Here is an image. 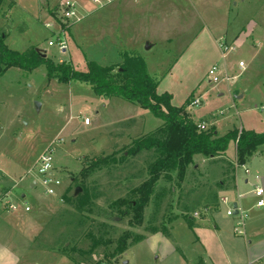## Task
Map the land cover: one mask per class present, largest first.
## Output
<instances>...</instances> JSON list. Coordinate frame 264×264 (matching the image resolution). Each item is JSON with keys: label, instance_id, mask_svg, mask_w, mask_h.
<instances>
[{"label": "rangeland", "instance_id": "1", "mask_svg": "<svg viewBox=\"0 0 264 264\" xmlns=\"http://www.w3.org/2000/svg\"><path fill=\"white\" fill-rule=\"evenodd\" d=\"M60 1L3 0L0 30L6 33V46L20 52L41 49L53 62L69 63L78 71H85L90 60L100 65L118 64L122 53L138 54L159 81L158 92L172 95V104L185 105L189 96L188 103L202 94L200 104L186 105V110L194 120L205 119L206 129L213 126L217 136L242 128L264 131V49L253 56L257 47L250 34L232 43L242 28L254 29L259 24L264 32V0H152L149 4L116 0L103 7L80 0L87 3L83 11L74 0L80 19L65 24L64 51L57 36L44 26ZM256 29V33L260 31ZM220 34L234 44L224 58L218 44ZM239 61L245 64L242 71ZM216 62L228 75L239 74L234 83L225 79L212 86L208 83L206 73ZM84 117L90 124L84 123ZM160 124L149 110L121 97L96 95L85 82L48 79L44 64L31 71L11 67L0 75V184L3 177H9L8 170L16 168L9 183H17L31 204L22 217L27 230L23 232L34 242L31 250L20 254V264H93L98 260L111 264H193L191 260L203 251L196 237L201 239L214 227L208 216L203 219L201 215L205 202L218 190V197L221 195L216 188L221 180L228 183L234 177L244 194V210L248 208L255 201L251 190L256 184L264 185V146L257 148L244 166L236 162L233 140L221 157L195 154L197 167L195 161L189 164L182 179L176 172L170 179L161 175L140 221L131 209L125 215L108 211L109 202L116 198H135L131 189L148 177L155 156L142 151L120 160L123 150L134 137ZM129 133L133 137H127ZM117 147L115 161L85 174L87 161L109 155ZM49 148L53 173L60 179L54 194L44 192L37 173L39 157ZM33 181L36 185L31 188ZM79 184L88 190L91 201L74 216L70 215L76 211L74 206L61 197L74 196ZM10 185L5 183L7 188ZM228 191L229 197L235 195L234 189ZM207 206L213 209V205ZM226 209L219 200L214 220L244 241L243 234L233 228L240 216H228ZM246 211L249 220L254 214ZM194 212L199 217H194L193 224L186 216ZM66 236L65 244L71 247L67 251L62 248ZM122 236L128 237V247L112 257ZM96 238L100 243L90 249ZM20 242L17 248L23 252Z\"/></svg>", "mask_w": 264, "mask_h": 264}, {"label": "trees", "instance_id": "2", "mask_svg": "<svg viewBox=\"0 0 264 264\" xmlns=\"http://www.w3.org/2000/svg\"><path fill=\"white\" fill-rule=\"evenodd\" d=\"M2 1L0 0V6ZM5 37L6 33L0 30V75L11 67L31 71L44 64L48 79L60 83L85 82L96 95L121 97L149 110L161 120V124L153 131L133 138L123 150L120 160H126L131 155H137L142 151L153 152L155 156L148 167V177L131 189L135 198H116L109 202L108 211H117V213L125 215L129 214L131 209L135 213L136 220L140 221L142 210L148 203L153 187L161 175L170 179L171 175L176 172L177 176L182 179L187 166L193 162L195 154H201L205 158L221 156L225 153L228 143L233 140L236 148V161L239 164H244L257 148L264 146V131L256 132L252 129L242 128L239 131L232 130L223 136H217L213 126L207 129L198 128L197 123L186 110L190 96L186 99L185 105L176 106L171 102V94L168 92L157 93L159 81L148 72L144 59L138 54L124 52L122 53L123 60L118 64L100 65L90 60L87 61L85 71H78L69 63L53 62L50 58L42 55L41 49L35 47L22 52L10 49L4 42ZM118 153L117 150L109 155L87 161L85 166L89 169L85 174L102 168V165L108 164L112 159L115 161ZM77 186L82 190L78 195L63 194L61 197L65 203L74 206L76 211L70 213L74 216H78L77 213L84 211L86 205L91 201L85 186L83 184ZM73 199H75L74 203ZM186 217L191 222L193 221V218ZM64 239L62 248L67 251L71 247L69 248L65 244L67 236ZM127 239V236L121 237L112 257L127 249ZM100 241L99 238H96L90 249H93ZM93 264H111V262L98 260Z\"/></svg>", "mask_w": 264, "mask_h": 264}, {"label": "crops", "instance_id": "3", "mask_svg": "<svg viewBox=\"0 0 264 264\" xmlns=\"http://www.w3.org/2000/svg\"><path fill=\"white\" fill-rule=\"evenodd\" d=\"M90 1H92V0H90ZM113 1H116V0H110V2L105 4L104 6L109 5L110 3H113ZM143 1H145L146 4H149V2L152 0H142L139 2H143ZM77 2L79 5V8L82 7L81 10L83 11L84 7H85V5H87V3L85 4L83 1H80V0H77ZM95 6L96 7H103V6H98L96 4H95ZM72 24H74V23H72ZM72 24H70V25H72ZM255 27L256 28L259 27L260 31H257V33H256L255 32L257 30L256 28L252 29L251 27H249V28L245 27V28H242V30L236 36H234L232 38L233 39L232 43H234L236 40L242 41V40H244V38L249 37L247 34H250V36L253 35V39L255 38L253 41L254 47H257L256 52L253 55L254 57L256 55H258L259 53H261L262 49H264V32H261V27L259 24H258V26L255 25ZM187 29L189 32L191 30V27H189ZM226 33L227 32H224V33H222V35L226 34ZM254 33H256V37H255ZM222 35L220 34V35H218V37L223 38ZM240 36H241V38L243 36L244 37L242 39H240ZM212 37L214 39L217 38V36H212ZM194 41H195V37L193 38V40L189 41L187 46L191 45V43H193ZM226 43H228V42H226ZM232 45H234V44H232ZM45 56H46V53H45ZM214 64H219V63L216 62ZM221 68H222V72L226 73L222 65H221ZM232 83H234V82H232ZM232 83H230V84H232ZM210 85L212 86V84H210ZM158 88H159V85L157 86V93H160V92H158ZM161 93H163V92H161ZM197 96H199L201 98L202 94L200 93ZM171 102H172V100H171ZM134 121L136 122L135 118L133 119V123H134ZM194 121L197 124L203 123V124H205V126L208 125V122L205 119H198V120H194ZM141 133L143 134V132H141ZM146 133H148V132H146ZM127 137L130 138L133 136H131V134L129 133V134H127ZM125 144H127V143H124V145ZM117 150H118V147L114 151H117ZM221 156H217V157H221ZM193 161H195L194 158H193ZM202 161L203 160H201V162ZM195 163L197 164L196 161H195ZM242 165L244 166V164H241V166ZM16 173H17L16 168L13 170L12 169L8 170L7 175L9 177H3L2 185L0 184L2 187L1 186L0 187L2 189L5 188L6 187L5 183H8V185H10L8 178H10L11 176H15ZM248 173H249V170H248ZM256 178H258V176H256ZM244 181H245V183H247L248 179L245 178ZM31 184H32V182L30 183V187L32 188ZM35 185H36V182H35ZM257 185H261V184H256L255 186H257ZM10 186H12V185H10ZM261 186L264 187V185H261ZM216 188L220 189L221 195L218 197L219 190H218V192H214V194H212L211 199H209L210 201L207 200L205 202V204H204L205 208L203 210L204 212L201 213V215L204 216L203 219L206 216H208L211 219V221L214 224L213 230L209 229V232L207 234L203 235V237L201 239L199 238V236L196 237V241H198L199 244L202 246L203 251L202 252L200 251V254H198L197 257L191 261L193 262V264H262V262H264V206L257 207L255 205L258 198L255 197V195L253 193L254 188L251 190V195L253 198H255V201H253V203L251 205H249V207L246 208L245 210H244L245 204L242 203V201H241L244 198V194H243V192H241L239 190L237 179H235L234 177L229 178L228 183L225 182L224 180H221L218 183V186ZM230 189H234V191H235L234 196L229 197L227 195L226 192H229L228 190H230ZM16 190H17L16 191L17 194L20 193L22 196L25 195L24 193L19 191L18 188ZM217 197H218V199H217ZM223 197H228L232 205L234 203L237 204L236 205V210H237L236 214H238L239 216H240V214H239L240 212L245 214L244 218H243L244 225H243V233H242L243 234L242 237L245 238L244 241L242 239H240V236L238 237V235H234V237L231 236L226 230L223 229V227H220L219 223L216 220H214L215 218L213 215V210L217 207L219 200L221 203H223L221 201V199ZM207 204L213 205V207H212L213 209L210 208L211 206H207ZM246 210L253 212V214H254L252 216V218H250L249 220H247V211ZM24 214L25 213H22V212H20V213H13L12 212L11 213V212H5L3 210H0V264H20L21 259H22L20 254L24 255V253H26V251L31 248L32 242H34V239H32V241H31L29 236H26L27 234L25 232H23V231H27L24 229L26 224L24 223V221L22 219V217H24ZM194 217H199V216L198 215L193 216V214L191 215V218H193V221H192L193 224L195 223ZM234 218H236V217H234ZM239 220H240V217L236 218L235 224ZM235 224H234V226H235ZM234 226H233V228H234ZM155 235H157V234H155ZM163 238H165V237H163ZM20 241H22V242H20ZM19 242L23 245L22 246L23 252L19 251L17 248L18 247L17 244ZM196 253H197V250H196ZM190 264H191V262H190Z\"/></svg>", "mask_w": 264, "mask_h": 264}, {"label": "built area", "instance_id": "4", "mask_svg": "<svg viewBox=\"0 0 264 264\" xmlns=\"http://www.w3.org/2000/svg\"><path fill=\"white\" fill-rule=\"evenodd\" d=\"M134 2H139L142 0H132ZM96 5L98 6H104L105 4L109 3L110 0H92ZM76 2L74 0H61L58 7L55 8V15L49 18L44 26L51 29V33L53 35H56L58 38L59 46L62 50L66 48V41L64 38L65 35V24L68 22L72 24L75 21H78L80 19V16L78 15V9L76 8ZM49 44L52 45L53 42L49 41ZM219 47L222 50V57L224 58L227 51L234 48L233 45L227 44L222 37L218 40ZM239 70L242 71L245 69V64L243 61L238 62ZM239 74L234 75H228L227 73L222 72V68L220 64H213L209 67L206 76L208 77V83L210 84H216L222 79H225L228 81V83H232L236 80L237 76ZM201 102V98L199 96L194 97L189 102V105H199ZM83 121L85 124H89L90 120L88 117H84ZM198 128L200 129H206L205 124L198 123ZM52 153L51 148L44 151L38 160L37 164V173L40 176L39 183L43 187L44 192L46 194H54L55 187L60 184V179L54 175L53 173V165H52ZM243 166V165H242ZM244 171L248 173V169L245 168ZM21 179V178H20ZM18 188L17 183L14 182L12 187L10 188H1L0 187V210H3L5 212H13V213H27L31 209L30 202L25 199V195L17 194V192L14 190L15 188ZM253 193L255 197L258 198L256 201V206H264V187L261 185H257L253 189ZM221 201L226 204L228 207L226 209V215L232 216L235 215V208L231 204L228 197H223ZM240 220L235 224L234 231L238 234L243 233V225H244V213L240 212ZM198 213L194 212L193 216H197Z\"/></svg>", "mask_w": 264, "mask_h": 264}, {"label": "water", "instance_id": "5", "mask_svg": "<svg viewBox=\"0 0 264 264\" xmlns=\"http://www.w3.org/2000/svg\"><path fill=\"white\" fill-rule=\"evenodd\" d=\"M147 48L149 47V46H146ZM42 53V55L43 56H45V52L43 51V52H41ZM39 105V104H38ZM195 168L197 167V164L194 166ZM35 185V181L34 182H32V184H31V186L33 187ZM80 191V187L79 186H77L75 189H74V194H77L78 192ZM236 203H234L233 204V207L235 208V213L237 212V210H236ZM190 218H191V216H190Z\"/></svg>", "mask_w": 264, "mask_h": 264}]
</instances>
